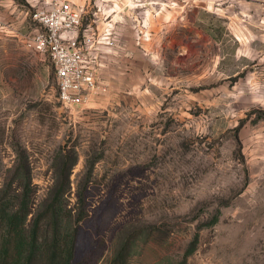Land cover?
<instances>
[{
    "label": "rangeland",
    "instance_id": "1",
    "mask_svg": "<svg viewBox=\"0 0 264 264\" xmlns=\"http://www.w3.org/2000/svg\"><path fill=\"white\" fill-rule=\"evenodd\" d=\"M74 1L107 91L68 108L0 0V189L65 188L89 264H264V0Z\"/></svg>",
    "mask_w": 264,
    "mask_h": 264
},
{
    "label": "trees",
    "instance_id": "2",
    "mask_svg": "<svg viewBox=\"0 0 264 264\" xmlns=\"http://www.w3.org/2000/svg\"><path fill=\"white\" fill-rule=\"evenodd\" d=\"M23 169L20 187L0 189V264H89L86 246L98 241L80 231L88 212L81 210L73 220L63 188L35 213L36 188L28 167ZM131 248L127 239L109 264H128Z\"/></svg>",
    "mask_w": 264,
    "mask_h": 264
},
{
    "label": "built area",
    "instance_id": "3",
    "mask_svg": "<svg viewBox=\"0 0 264 264\" xmlns=\"http://www.w3.org/2000/svg\"><path fill=\"white\" fill-rule=\"evenodd\" d=\"M32 19L38 27L23 35L31 50L48 56L57 79L58 98L65 107L80 106L107 91L96 67V37L82 29L85 7L74 0H43Z\"/></svg>",
    "mask_w": 264,
    "mask_h": 264
},
{
    "label": "crops",
    "instance_id": "4",
    "mask_svg": "<svg viewBox=\"0 0 264 264\" xmlns=\"http://www.w3.org/2000/svg\"><path fill=\"white\" fill-rule=\"evenodd\" d=\"M32 2H35V3H33V6H36V5H42L43 3V0H32ZM79 5H81V4H79ZM81 6H84V5H81ZM85 7V6H84ZM15 9V8H14ZM14 9H12V10H10V12L11 13H13L14 12ZM26 14H28V12L27 13H25V15H24V17L22 18L21 16L20 17H16L15 18V21H14V18H12V19H10V20H12V21H10V23L8 24L9 26H13V27H15L17 30H19V31H23V35L28 31V28H30V25L28 24L29 23V20H27L26 18H27V15ZM18 18H19V20H18ZM16 20H18V21H16ZM38 27V26H37ZM85 29H89V28H85ZM98 48H99V50H100V48H101V45H99L98 46ZM104 83H105V81H104ZM106 84V83H105Z\"/></svg>",
    "mask_w": 264,
    "mask_h": 264
}]
</instances>
